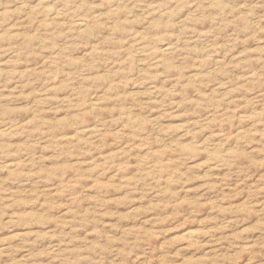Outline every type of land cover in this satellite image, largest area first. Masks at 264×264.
Segmentation results:
<instances>
[{
    "label": "rangeland",
    "instance_id": "rangeland-1",
    "mask_svg": "<svg viewBox=\"0 0 264 264\" xmlns=\"http://www.w3.org/2000/svg\"><path fill=\"white\" fill-rule=\"evenodd\" d=\"M0 264H264V0H0Z\"/></svg>",
    "mask_w": 264,
    "mask_h": 264
},
{
    "label": "bare ground",
    "instance_id": "bare-ground-1",
    "mask_svg": "<svg viewBox=\"0 0 264 264\" xmlns=\"http://www.w3.org/2000/svg\"><path fill=\"white\" fill-rule=\"evenodd\" d=\"M77 22H78V21H77ZM79 22H80V21H79ZM79 22L75 24V28H81L82 23H81V22L79 23ZM86 23H87V22H86ZM84 24H85V22H84ZM86 25H87V24H86ZM84 29H85V28H84ZM75 30H76V29H75ZM81 31H82V30H81ZM170 50H171V49H170V46L167 47V48L165 47V49L162 51V53L166 55ZM162 53H161V54H162ZM163 54H162V55H163Z\"/></svg>",
    "mask_w": 264,
    "mask_h": 264
}]
</instances>
